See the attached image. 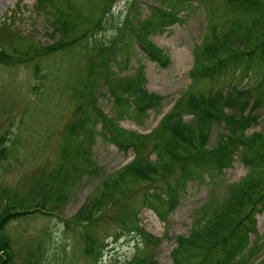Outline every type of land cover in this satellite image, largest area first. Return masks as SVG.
Instances as JSON below:
<instances>
[{
    "label": "rangeland",
    "instance_id": "374dc122",
    "mask_svg": "<svg viewBox=\"0 0 264 264\" xmlns=\"http://www.w3.org/2000/svg\"><path fill=\"white\" fill-rule=\"evenodd\" d=\"M227 1L183 3L180 20L170 25L158 22L155 28L150 26L152 31H145L142 22L153 19V13L160 10L152 7H163L165 1L114 0L106 22L103 21L106 28L88 36L85 34L104 10L103 0H61L45 4L41 0H0V40H3L0 46L9 52L21 50L27 57L40 54L33 61L0 63V149H7V156L0 160V212L5 204L46 208L44 214L32 212L10 220L3 230L19 264H27L28 253L42 240L55 242L53 248L60 241L67 244L63 264H124L134 257L141 258V264H149L147 260L154 264H174L171 252L177 236L190 237L198 231L212 242L217 234L228 232L230 223L249 208L246 200L256 178L249 176L248 166L240 159L220 173L190 181L175 206L167 202L163 190L175 186L178 177L154 174L156 177L150 181L123 180L115 194L121 200L119 206L98 208L93 201L102 200L101 191L107 188L105 181L110 182L131 163L135 148L120 150L101 132L100 122L93 139L90 123L84 132L70 130L73 119L90 121L89 101L80 104L79 96L85 87L92 88L98 95L99 106L117 123L148 135L144 147L150 150L151 161L157 163L162 161L161 154L152 149L160 128L169 118L180 117L187 122L186 129L192 132L194 143L203 141L208 146L215 145L226 132L224 121L202 123L188 107L187 95L208 94L212 89L227 90L236 85L243 92L249 91L243 99L248 108L255 105L254 113L259 116L245 128L243 135L264 134V76L260 72L240 71L229 73L228 79L197 81L190 74L197 49L203 50L215 41L214 30L219 31L218 51L227 53L220 34L236 15L234 8L226 5ZM167 2L173 4L171 0ZM127 19L134 29L122 41L116 25L118 21L124 24ZM74 36L79 39L68 47L46 52L60 38L67 44ZM143 37L170 55L167 66L148 57L140 45ZM102 42L104 48L115 44L119 62H109L108 51L100 52ZM233 45L240 47L238 42ZM37 62L41 69L39 76L34 70ZM97 64L101 65L98 67L101 74L96 80L89 76L92 66ZM124 78L132 79L136 87L114 91L127 100L117 98L109 84ZM138 90L157 95L159 103L135 112ZM221 111L228 116L236 115L232 108ZM178 157V171H182L190 164V157L184 153ZM119 191L124 193L118 194ZM85 205L96 218L86 222L77 219ZM219 207L224 210L217 215ZM135 212L139 225L136 232L131 231ZM78 231L82 236L95 238L89 247ZM250 241L255 249L247 248L239 256L242 263L264 264V211L257 214V232L251 234ZM102 244H108V248L96 262V252Z\"/></svg>",
    "mask_w": 264,
    "mask_h": 264
},
{
    "label": "trees",
    "instance_id": "16d2710c",
    "mask_svg": "<svg viewBox=\"0 0 264 264\" xmlns=\"http://www.w3.org/2000/svg\"><path fill=\"white\" fill-rule=\"evenodd\" d=\"M48 1H61V0H41L42 4ZM105 3L104 10L100 17L92 24L89 29L88 35L92 32L102 31L106 28L105 17L110 11L114 0H103ZM163 7L154 6L152 8L159 9L153 13V19L148 23L142 22V29L145 31H152L150 26L156 27V23L164 21L167 25L173 24L181 18V7L183 3L189 4L194 1L202 0H171L173 4L164 0ZM228 7L234 8L236 15L233 17L231 24L220 34V40L227 45L226 54H223L220 49H217V41L219 31L214 30L215 41L210 45L205 46L203 50L196 51L194 55V64L191 68L190 74L193 81L200 78L210 79H228L230 74L233 73H252L260 72L264 76V0H228L226 2ZM119 17V16H118ZM156 17V18H155ZM105 21V22H103ZM103 22V23H102ZM125 25V26H124ZM98 26V27H97ZM116 28L121 35V40L127 39L130 29H134L132 24L127 21L120 25L117 22ZM219 29V27H218ZM137 40L139 35H137ZM63 38V37H62ZM55 41L47 47L46 52L52 53L59 49H63L71 45L79 39V36L74 38L69 43H62L60 40ZM2 39V38H0ZM249 39V41H248ZM127 41V40H126ZM142 41V42H141ZM140 45L146 52L148 57L161 64L167 66L170 62V55L157 45L152 44L146 38H141ZM240 43V47L233 44ZM125 43V42H124ZM123 43V44H124ZM144 45H143V44ZM101 51H108L111 55L109 62L112 60L119 62L118 53H116L115 44L103 46ZM241 45H244L243 47ZM0 63L5 65L19 64L26 61L35 60L39 54L26 56L21 50L15 49V52H6L0 48ZM99 54V53H98ZM92 66L90 70V78L99 77L101 71L98 67ZM35 75L41 74L39 63H35ZM230 73V74H229ZM115 75V72H114ZM232 81V80H231ZM110 89L113 90L115 95H118L114 90L122 91L129 87H136L132 79L127 80L124 78L122 81L109 82ZM84 88L83 93L80 94V104L87 103L89 110L92 114L89 116L90 121L81 120V118L71 120L73 125L70 130L74 132H84L88 130L89 123L91 126L90 138L93 139L98 132L96 131L97 123H101V132L106 136L107 140L114 143L120 150L128 151L131 147L135 148L134 158L131 163L118 171L115 178L110 182L105 181L107 188L101 193L104 195L100 200H94L93 203L97 204L98 208H109L113 204L119 206L121 200L115 196L116 192L122 185V181L130 178L134 182L150 181L156 176L160 175H175L178 177L175 186L163 190L167 194V202L175 206L179 203V195L185 190L190 181L199 180L203 175H215L222 172L223 169L229 167L237 159H240L249 168V176L256 178L251 184L247 197V204L249 208L241 215H238L235 222H231V227L228 232L222 235H216L214 241H207L204 236L198 231L193 236L184 237L179 235L176 237V246L172 249L171 257L174 264H243L242 257L246 249L254 250L255 248L250 245L251 234L257 232V214L264 211V134L256 132L250 137H246L244 130L258 120V115L254 112L257 111L255 105H250L244 101L246 95L249 94L247 89H238L236 85L230 86L229 89L209 91L208 94L204 92H195L187 95V105L192 109L193 113L199 117L202 123L208 120L216 123L224 121L226 125V132H224L217 143L213 146L206 145L203 141L201 144H196L192 141V132L186 129L187 122L183 121L180 117L177 119H167L163 123L162 129L160 128L159 137L154 142L152 150L158 151L161 154L162 161L152 162L151 152L148 148L144 147V142L147 139L145 133H139L135 130H130L122 127L116 120L109 116L105 110L99 106L98 95L91 89ZM137 91V88L135 89ZM139 91V96L134 99V111L142 112L146 107L156 106L160 98L157 95L149 94L146 90ZM119 99L127 100L126 97L121 95L116 96ZM87 100V101H86ZM122 106V104H119ZM232 108L235 110L236 115H225L222 108ZM248 108V109H247ZM249 110V111H248ZM85 111V110H83ZM248 111V112H247ZM197 112V114H196ZM247 112V113H245ZM117 114H122L116 110ZM174 117V113H172ZM242 125V126H241ZM201 126V125H200ZM158 127V126H157ZM155 128L154 132L156 131ZM171 131L166 134L167 131ZM230 131V132H229ZM205 132V131H201ZM85 141V140H84ZM185 143V145H183ZM92 144V141H91ZM93 145V144H92ZM183 145V146H182ZM182 148V150H181ZM142 150L145 151L142 154ZM85 150H82L84 152ZM7 149L3 147L0 149V160L2 157L7 156ZM209 152V154L205 153ZM184 153L190 157V164L182 171H178L180 163L178 154ZM263 174V175H261ZM109 178V177H108ZM124 193V192H118ZM126 193V192H125ZM246 203V202H245ZM19 204V203H18ZM44 207V206H40ZM30 209L23 205L15 206L3 205L0 212V264H19L16 259V253L11 247V242L8 236L3 232L7 223L12 219H17L20 216L30 214L32 212H40L38 209ZM45 208V207H44ZM115 208V207H113ZM224 209L219 207V215ZM80 216L78 220L84 222L96 218V214L92 210H88V206L81 207ZM135 214L134 230L139 229ZM219 218V217H218ZM68 227L70 226L67 223ZM86 227V223L84 224ZM69 229V228H68ZM68 231V230H67ZM86 247L91 245L94 237L81 235ZM122 231H119L121 234ZM136 232V231H134ZM144 230H141L143 233ZM77 234L78 238H80ZM54 243L42 240L39 242L27 256V264H63L67 256V244L60 241L57 242L55 248ZM108 245V244H107ZM107 245L102 244L98 247L96 252V262L100 260ZM54 255V256H53ZM141 258L134 257L132 260L124 264H141ZM149 264H154L147 260Z\"/></svg>",
    "mask_w": 264,
    "mask_h": 264
}]
</instances>
